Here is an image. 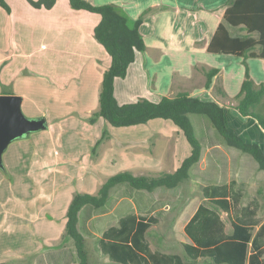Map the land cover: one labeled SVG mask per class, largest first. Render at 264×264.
<instances>
[{"label":"crops","instance_id":"crops-1","mask_svg":"<svg viewBox=\"0 0 264 264\" xmlns=\"http://www.w3.org/2000/svg\"><path fill=\"white\" fill-rule=\"evenodd\" d=\"M5 1L9 11L0 5V94L20 95L22 105L26 100L30 105L28 100L35 99L37 92L48 95L60 92L64 98L62 96L52 106L62 110L67 109L74 97L75 100L84 98L86 101L84 94L89 93L90 111L97 110L103 71L110 62L107 51L94 37L99 14L74 9L68 0H56L49 9L33 7L27 0ZM88 1L94 5L116 3L132 19L137 18L144 9L153 7L139 26L146 49L136 51L125 77L114 80V95L119 103L135 101L139 97L158 101L164 95L173 96L179 91H186L190 96L202 100L216 101L223 106L226 125L245 141L258 144L264 154V130L254 118L243 116L231 107L229 100L217 94L215 88L217 84L228 97H233L239 92L244 78L243 57L207 50L218 24L223 22L228 0ZM226 27L232 35L245 33L240 27L229 24ZM246 61L252 79L256 83L264 81V59L248 57ZM209 68H217L218 73L212 77L210 86L206 87L205 71ZM22 74L37 78L23 80L20 84L19 77ZM34 85L38 86V90ZM77 93H83V96H76ZM49 110L54 113L52 107ZM101 119L98 123L110 136L98 146L92 159L86 160V173L82 176L84 182L79 192L96 193L106 178L114 174L108 165L115 166V172L129 170L134 175L173 172L182 161L180 158L190 154V144L170 120L155 118L144 124L116 128ZM17 140L12 141L4 151V167L0 168V205L5 212V215L0 213V264H77L71 251V242L63 237L65 219L60 217L62 220L58 223L55 214L51 213L44 215L47 222L41 224L39 216L43 215L39 212L34 216L19 218V197L3 198L6 194L1 190L8 186L13 188L18 183L13 180L17 179L19 166H9L5 161L7 151ZM217 148L225 163V168L221 170L225 174L220 178L228 179L232 173L237 174L243 169L241 153L220 145ZM207 153L208 149L200 163L203 169L213 167V161L207 160ZM106 165L109 171L105 169ZM161 166L166 168L158 169ZM91 172L94 174L91 175ZM6 179L10 181L3 183ZM245 197H249L246 196V190ZM8 203L18 207L7 210ZM130 204L121 198L110 211L96 215L97 229L94 232L98 234L110 223H116L113 220L108 223L116 206L126 209L130 208ZM66 205L63 202V213L67 209ZM259 211L258 215L264 220ZM219 212L225 229L229 231L227 213L223 210ZM222 213L226 215L229 227ZM161 223L147 230L148 240L150 229ZM19 235L25 237L21 246ZM41 235L47 236V243L43 245L37 239ZM184 241H181V245ZM149 243L153 251L169 252L152 248L150 240ZM87 252L90 264H93V259H99L101 264H121L97 253L90 240L87 242Z\"/></svg>","mask_w":264,"mask_h":264},{"label":"trees","instance_id":"trees-1","mask_svg":"<svg viewBox=\"0 0 264 264\" xmlns=\"http://www.w3.org/2000/svg\"><path fill=\"white\" fill-rule=\"evenodd\" d=\"M36 8H51L56 0H27ZM74 9L97 13L95 39L109 55L98 94V108L90 121L104 119L114 127L144 124L151 119L170 120L191 146L173 172L160 171L134 175L129 170L119 171L106 178L96 193H75L66 209L63 237L71 242L77 264H90L87 242L99 254L121 264H188L177 253L151 250L147 230L161 223L167 210L157 198L158 189L174 190L185 179L196 183L204 202L197 205L186 220L182 243L185 255L191 260L210 259L214 264H264V220L258 215L261 202L258 196L245 197V187L252 168L264 173V154L259 145L245 141L230 129L224 119L223 106L213 100L192 97L186 91L173 96H162L158 101L139 97L135 101L119 103L114 95V80L125 77L127 67L135 59L136 51L146 49L139 31L144 17L153 7L144 9L132 19L116 3L94 5L88 0H68ZM0 5L9 11L5 0ZM240 27L244 34L232 35L226 25ZM207 50L243 57L244 78L239 92L228 97L221 86L216 92L227 98L231 107L243 116H251L264 130V81L256 83L249 72L248 57L264 59V0H228L223 15ZM205 86L209 87L217 68L205 71ZM103 129L99 144L109 138ZM241 153V171L228 179L220 178L225 168L218 146ZM97 148L92 151L93 156ZM213 167H201L205 151ZM235 161V159H234ZM116 187L118 192H111ZM131 203L130 208L116 206L111 215L115 224L94 232L96 215L106 213L119 200ZM219 210L227 213L230 230L220 218ZM94 224V225H93Z\"/></svg>","mask_w":264,"mask_h":264},{"label":"rangeland","instance_id":"rangeland-1","mask_svg":"<svg viewBox=\"0 0 264 264\" xmlns=\"http://www.w3.org/2000/svg\"><path fill=\"white\" fill-rule=\"evenodd\" d=\"M32 78L22 74L19 77V82L21 84L23 80L31 81ZM34 86L38 90V86ZM77 94L76 96H83V93ZM36 95L35 99L28 100L30 105L27 100L23 102V112L28 116L46 115L49 126L12 143L5 155V161L9 166L16 164L19 166L17 179L13 180L18 183L13 188L8 186L1 191L6 194L4 199H11L12 196L19 197V207L7 204V210L19 208V218H24L27 215L34 216L39 212L43 215L39 216L40 223L43 224L44 221L47 222L44 215L48 216L53 213L57 217L58 223L62 220L60 217L65 219L63 220L65 223L66 211L62 212L63 202L67 203L66 207H68L73 195L79 192L78 189L84 182L82 176L86 173L85 162L90 157L92 159V151L95 150V147L97 148V141L102 136L103 128L98 123L100 118L90 121L92 113L89 108L88 98L91 97L89 93L84 94L87 97L86 101L84 98L75 100L74 97L67 109L62 110L53 108L52 105L59 98L62 99L64 94L56 92L55 95H48L37 92ZM49 107H52L54 113H51ZM96 135L97 137H95ZM185 142L188 144L186 140ZM102 165L104 167V163ZM108 167L111 173H117L115 166L108 165ZM108 167L106 165L105 169ZM164 167L166 168V166H161L158 169H165ZM240 171L238 172L240 173ZM249 171L251 175L245 187L246 196L255 194L260 197L262 207L259 214L264 217V173L255 168ZM93 174L91 172V175ZM7 181L10 179L4 180L3 183ZM114 191L118 192L119 189L114 187L111 192ZM12 192L15 194L12 195ZM156 196L164 203L167 213L163 223L152 227L148 233L152 248L180 253L190 264H213L210 259H198L197 261L189 259L181 245V241L186 240L182 230L184 223L197 205L204 202L197 185L190 179H185L174 190L158 189ZM56 202L58 203L55 204ZM0 210V213L3 212L5 215L1 205ZM222 217L229 227L224 213H222ZM37 239H39L40 245L47 243V236H37ZM24 242L25 237L19 235V246ZM93 264L101 263H99V259H93Z\"/></svg>","mask_w":264,"mask_h":264},{"label":"water","instance_id":"water-1","mask_svg":"<svg viewBox=\"0 0 264 264\" xmlns=\"http://www.w3.org/2000/svg\"><path fill=\"white\" fill-rule=\"evenodd\" d=\"M48 127L45 115L28 116L22 109V97L17 94H0V168L2 155L8 145Z\"/></svg>","mask_w":264,"mask_h":264}]
</instances>
